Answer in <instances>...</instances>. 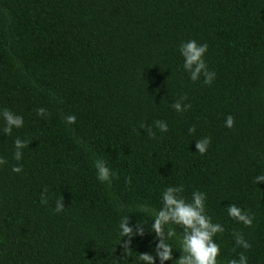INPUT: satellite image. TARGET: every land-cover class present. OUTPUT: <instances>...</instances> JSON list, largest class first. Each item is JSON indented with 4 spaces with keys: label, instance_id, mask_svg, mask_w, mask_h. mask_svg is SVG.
Instances as JSON below:
<instances>
[{
    "label": "trees",
    "instance_id": "1",
    "mask_svg": "<svg viewBox=\"0 0 264 264\" xmlns=\"http://www.w3.org/2000/svg\"><path fill=\"white\" fill-rule=\"evenodd\" d=\"M189 40L208 44L211 85L183 67ZM185 96L191 108L175 111ZM5 108L24 125L8 136L0 118V264H143L140 253L155 256L152 224L169 186H183L188 200L206 194L207 214L225 228L221 264L241 252L264 264V182H254L264 175V0H0ZM205 137L201 155L195 144ZM17 138L29 141L20 161ZM97 159L115 173L110 184L97 179ZM229 204L254 215L253 226L230 218ZM126 216L145 228L127 253ZM233 233L251 248L236 246ZM177 237L165 264L181 255Z\"/></svg>",
    "mask_w": 264,
    "mask_h": 264
},
{
    "label": "clouds",
    "instance_id": "2",
    "mask_svg": "<svg viewBox=\"0 0 264 264\" xmlns=\"http://www.w3.org/2000/svg\"><path fill=\"white\" fill-rule=\"evenodd\" d=\"M208 51V44H199L196 40H189L180 45V54L184 58V69L190 74V79L193 82L198 81L201 76L203 83L211 85L215 79L216 73L210 71L204 59ZM187 97H181L171 106L177 112H186L191 108L190 104L182 105V100ZM37 115L46 116L47 109L37 108ZM0 118L4 122L3 133L10 136L14 128L19 129L24 125V119L21 115L5 108L0 111ZM66 122L74 124L76 117L74 115L67 116ZM235 124L234 118L229 115L226 118L225 126L229 129L233 128ZM156 127L161 132L168 131V124L165 121L158 120L155 122ZM141 128L145 129L148 137H155L156 133L151 126L142 124ZM195 127L189 129L190 133L195 132ZM211 144V138L205 137L197 140L195 147L196 151L201 155L205 154ZM15 153L14 158L17 161L22 159V149L28 147L29 141L17 138L14 141ZM7 160L0 158V165L6 164ZM95 168L97 170V179L101 182L111 183L115 177V173L106 165L102 159L95 161ZM23 170L22 165H15L12 171L20 173ZM254 182H264V175H257L254 177ZM126 183H131L128 178ZM48 189L45 187L41 194V202L48 203L47 198ZM184 192L183 186H169L162 193L163 206L156 212L154 222L152 224V231L158 239L155 246V256L149 253H140L139 260L143 264H156V257L159 258L160 264H165L166 261L173 260V246L168 239L177 237L175 228L172 225L178 226L182 231L177 237L180 244V253L178 259L174 260V264H221L219 257L221 256V247L216 242V237L225 232V228L220 223H215L212 217L207 214L206 210V194L201 191H194L191 199H186L182 194ZM65 204L63 198L57 200L55 211H63ZM227 213L230 218L238 223H242L245 227H252L254 215L238 207L236 204H229L227 206ZM168 226V231H165ZM121 237H128L120 245L125 253L131 250V243L133 236H143L145 228L137 223L135 227L129 225V216L123 217L119 224ZM235 237V244L245 250L251 248V244L244 238L242 233H233ZM227 264H248L247 256L241 252L238 259H231Z\"/></svg>",
    "mask_w": 264,
    "mask_h": 264
}]
</instances>
